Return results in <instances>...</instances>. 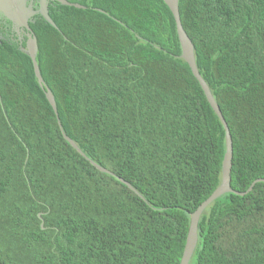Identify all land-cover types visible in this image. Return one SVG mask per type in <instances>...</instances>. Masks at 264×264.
Masks as SVG:
<instances>
[{"label":"trees","instance_id":"obj_1","mask_svg":"<svg viewBox=\"0 0 264 264\" xmlns=\"http://www.w3.org/2000/svg\"><path fill=\"white\" fill-rule=\"evenodd\" d=\"M66 1L85 9L49 2L59 32L28 24L60 127L0 18V264H179L190 215L220 184L223 127L162 0ZM177 7L245 193L264 180V0ZM188 264H264V183L205 209Z\"/></svg>","mask_w":264,"mask_h":264},{"label":"water","instance_id":"obj_2","mask_svg":"<svg viewBox=\"0 0 264 264\" xmlns=\"http://www.w3.org/2000/svg\"><path fill=\"white\" fill-rule=\"evenodd\" d=\"M164 4L169 9L176 28V34L177 39L180 45L181 49V59L187 64L192 76L197 81L198 85L200 86L203 95L212 109V111L215 113L216 117L220 121L225 135V153L221 164V177H220V184L217 187V189L212 193V195L204 201L191 215H190V221H189V227L188 232L186 236V241L183 249V253L181 256V260L179 264H188L192 254L194 252L196 243H197V224L198 221L202 215V213L205 211V209L216 199L220 198L221 196L225 194H234L237 196H244L245 194L249 193L253 186L256 183L262 182L264 183V180H256L254 181L251 186L248 188V190L245 193H239L231 189L230 186V169H231V158H232V146H231V137L229 134V130L227 128V125L220 113V110L215 103L209 87L207 84L203 81L201 76L198 73V70L195 65L194 60V50L193 45L191 43V40L188 38L187 34L183 30L180 19H179V13H178V7L177 2L178 0H162ZM49 2H56L61 6H68L73 7L76 9H85L84 7L77 5V4H71L67 2L66 0H38L37 1V9L35 10L32 4V0H0V17L8 21L13 29L14 32L19 36V39L22 38L25 39V47L21 48L20 50L25 53L29 59L31 60L32 66H33V72L34 76L36 78L37 83L45 90V97L50 105L52 111L54 112L56 119V109L54 105V99L51 94V92L48 90V88L43 83V80L39 74L36 62H35V56L37 52V42L36 38L32 34L30 28H29V22L31 18L35 15H39L48 25H50L54 30L58 31L57 26L52 22V20L48 16V3ZM58 126L60 127V124L57 119ZM63 139L68 143V145L73 148L80 156L84 157L82 152L78 149L76 144L63 135ZM89 164L94 167L98 172L104 173V174H110L109 171L99 167L92 161H88ZM122 184H124L129 190L133 191V189L125 183L123 180L118 179ZM40 218V216H38ZM41 229L43 227L41 226Z\"/></svg>","mask_w":264,"mask_h":264},{"label":"flooded vegetation","instance_id":"obj_3","mask_svg":"<svg viewBox=\"0 0 264 264\" xmlns=\"http://www.w3.org/2000/svg\"><path fill=\"white\" fill-rule=\"evenodd\" d=\"M37 1L38 0H32V4H33V7H34V9L36 10L37 9ZM0 18H2V17H0ZM10 32H13L14 33V35L18 38V40L20 41V39H19V36L14 32V29H13V27L11 28V30H9Z\"/></svg>","mask_w":264,"mask_h":264}]
</instances>
